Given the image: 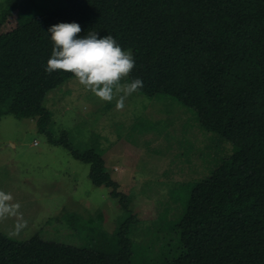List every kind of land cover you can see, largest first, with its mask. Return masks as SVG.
Instances as JSON below:
<instances>
[{
    "label": "trees",
    "instance_id": "1",
    "mask_svg": "<svg viewBox=\"0 0 264 264\" xmlns=\"http://www.w3.org/2000/svg\"><path fill=\"white\" fill-rule=\"evenodd\" d=\"M57 2L3 0L0 27L13 14L15 25L0 33V119H34L48 144L89 165L92 185L108 188L134 220L102 155L80 152L66 133L55 134L49 112L27 106L26 94L33 80L54 89L75 79L44 70L54 24L77 22L80 35L110 34L130 51L166 33L170 74L156 97L194 112L199 128L232 153L195 184L180 217L161 224L170 239L148 264H264V0H60L50 8ZM121 228L107 251L0 236V264H134Z\"/></svg>",
    "mask_w": 264,
    "mask_h": 264
},
{
    "label": "rangeland",
    "instance_id": "2",
    "mask_svg": "<svg viewBox=\"0 0 264 264\" xmlns=\"http://www.w3.org/2000/svg\"><path fill=\"white\" fill-rule=\"evenodd\" d=\"M59 6L60 0L50 8ZM3 7L0 0V13ZM14 25L13 14L0 33ZM131 52L136 63L125 80L139 77L143 87L125 98L122 108L117 107L120 94L102 101L76 78L54 89L33 80L25 104L46 109L51 130L66 133L78 151L92 148L102 155L136 220L126 216L108 188L92 185L89 165L48 144L34 119L6 115L0 119V191L12 199L6 202L10 211L0 215V236L26 241L37 235L48 242L107 251L122 226L134 264L159 259L170 239L161 224L180 217L191 189L232 150L202 131L194 112L168 97H156L170 74L166 33Z\"/></svg>",
    "mask_w": 264,
    "mask_h": 264
},
{
    "label": "clouds",
    "instance_id": "3",
    "mask_svg": "<svg viewBox=\"0 0 264 264\" xmlns=\"http://www.w3.org/2000/svg\"><path fill=\"white\" fill-rule=\"evenodd\" d=\"M47 33L52 51L45 65L46 73H71L79 84L102 101H112L120 94L118 108L124 106L125 98L143 87L139 77L125 80L136 62L132 52L122 48L112 35H99L95 31L80 35L81 26L74 21L54 24ZM11 199L10 194L0 191V215L10 211L6 202Z\"/></svg>",
    "mask_w": 264,
    "mask_h": 264
}]
</instances>
